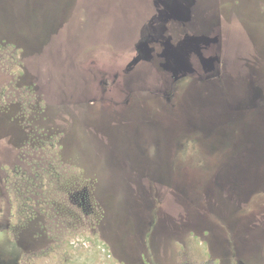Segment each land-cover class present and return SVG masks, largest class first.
Returning <instances> with one entry per match:
<instances>
[{
    "label": "rangeland",
    "instance_id": "obj_1",
    "mask_svg": "<svg viewBox=\"0 0 264 264\" xmlns=\"http://www.w3.org/2000/svg\"><path fill=\"white\" fill-rule=\"evenodd\" d=\"M0 264H264V0H0Z\"/></svg>",
    "mask_w": 264,
    "mask_h": 264
},
{
    "label": "flooded vegetation",
    "instance_id": "obj_2",
    "mask_svg": "<svg viewBox=\"0 0 264 264\" xmlns=\"http://www.w3.org/2000/svg\"><path fill=\"white\" fill-rule=\"evenodd\" d=\"M146 15V14H145ZM145 15L142 17V18H144L145 17ZM190 84L188 83V82H185L184 84H183V86H178L177 87V89H176V92H175V95H182L183 94V90H187V88H188V86H189ZM178 88H179V90H178ZM179 91V92H178ZM184 98V97H183ZM252 112V111H251ZM188 125H186V126H184V128L183 129H185V131L187 130L186 129V127H187ZM182 129V130H183ZM182 130L180 131V133L182 132ZM182 135V138H183V136H186V137H188L187 135V133H184V134H181ZM184 147L185 146H183V149H184ZM183 151V150H182ZM182 151H179V153L177 154V156H180V157H182V155H183V153H184V151L182 152ZM188 151V150H187ZM178 152V151H177ZM180 154H182V155H180Z\"/></svg>",
    "mask_w": 264,
    "mask_h": 264
}]
</instances>
